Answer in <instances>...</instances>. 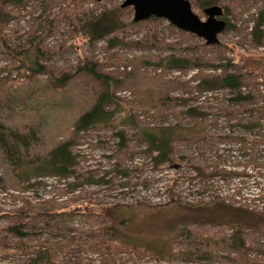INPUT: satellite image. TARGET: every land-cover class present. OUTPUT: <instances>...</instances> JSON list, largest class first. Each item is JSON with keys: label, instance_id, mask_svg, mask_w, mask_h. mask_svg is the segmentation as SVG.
<instances>
[{"label": "rangeland", "instance_id": "374dc122", "mask_svg": "<svg viewBox=\"0 0 264 264\" xmlns=\"http://www.w3.org/2000/svg\"><path fill=\"white\" fill-rule=\"evenodd\" d=\"M190 1L205 20L202 0ZM224 2L219 5L227 4V18L234 27L219 35V47L164 19L136 22L132 7L123 9L126 23L121 29L89 43L81 30L83 14L96 16L120 8L123 0H25L9 7L12 19L3 30L7 47H0V264H30L35 246L47 240L56 243L67 235L77 238L75 245L56 250L52 263L40 264H264V227L249 232L243 252H233L229 236L234 226L229 218L237 210L222 203L226 199L238 207L249 204L260 216L264 198L248 200L264 188V169L257 173L249 165L245 175L238 160L236 164L224 158L229 145L222 140L217 145L213 141L212 149L183 142L179 145L183 154L197 149L191 160L180 158L179 152L175 162L156 167L135 137L134 126L121 122L132 115L137 116L138 126L190 124L184 104L207 106L211 112L208 106L228 103L230 91L198 88L202 76L220 74L227 66L264 93V41L256 44L251 34L264 0ZM114 37L116 45L109 42ZM34 44L41 48L36 57L45 68L41 73H33L27 62L30 57L23 56ZM173 53L197 60L199 67L166 68L161 61ZM227 60L233 65H226ZM87 62L111 77L118 103L109 108L115 111L111 124L75 134L77 120L104 88L80 69ZM64 75L69 79L60 84ZM121 130L128 139L123 150L116 135ZM66 141H72L78 160L75 178L21 180L18 164L36 162ZM195 164L206 166V178L196 174ZM231 167L240 177L227 180L211 173ZM100 178L104 182L95 183ZM75 180L83 182L76 190L70 185ZM115 204L127 205L118 209L125 218L122 238L139 247H125L106 237L114 223ZM21 220L29 224L28 237L7 230ZM102 235L107 239L105 249L97 247ZM211 240L218 242L211 260L190 258L188 252L210 248Z\"/></svg>", "mask_w": 264, "mask_h": 264}, {"label": "trees", "instance_id": "16d2710c", "mask_svg": "<svg viewBox=\"0 0 264 264\" xmlns=\"http://www.w3.org/2000/svg\"><path fill=\"white\" fill-rule=\"evenodd\" d=\"M224 1L225 0H202L200 6L205 8L216 4H223L225 3ZM24 2L25 0H0V47H3V49L7 47L6 42L3 39L5 38L3 36V30L6 24L12 19L9 7L21 5ZM226 5H222L225 6L223 7L224 19L227 22V29H231L234 26L227 18L229 9ZM123 9L124 7L121 6L116 9L102 10V12L96 16L83 14L80 25L84 38L87 39L89 43L93 44L99 40L107 38L109 35L121 29L126 23V21L124 22ZM151 18L149 19L156 20L155 17ZM130 21L131 24L135 23L133 20ZM251 34L253 36V41H255L256 44L261 45L263 43L264 8L257 13ZM111 39L109 42L112 45H116L115 43H117L118 40L115 39V37ZM218 45L219 44H217L216 47H219ZM40 51L41 48L39 46L36 47V44H34L31 49L28 48L23 52L25 59L30 57L27 62L30 63L29 69L33 73H41L45 70L44 66L39 64V61L36 60ZM161 62L166 68L172 69H185L191 65L199 67L197 60L191 59L188 56H180L176 53L163 57ZM226 65L233 64L230 60H227ZM80 69L100 80L104 88L91 109L81 115L77 120L74 131L75 134L100 125L107 126L111 124L115 118V111H110L109 108L115 103H118L117 96L114 91H112L113 85L111 77L98 72L95 64L90 62L85 63ZM256 69H251V71H256ZM68 79L69 77L64 75L58 79V82H60V84H65ZM246 84L247 82L244 80V74L230 71V67L227 66L223 68L220 74L202 76L198 83V88L201 91L207 92L228 90L230 91V98L227 100L228 103L225 102V105L208 106V108L211 109V112L206 110L207 106H188L184 104L186 107V114L192 118L190 124L183 125L176 122L174 124L138 126L137 116L132 115L124 116L121 122L124 126H134V130H136L134 134L135 137H137L138 141L145 147V152L151 157V160L156 167L175 162V160L179 158L178 153L181 152L179 145L183 142L192 143L199 147L207 145L212 149L214 147L213 141L214 144L217 145L218 141L222 140L228 141L226 145H229V149L223 153L225 154L224 158L226 160L232 158L233 160H236V164L238 160L239 165L244 168L243 173L245 175H248L246 168L251 165V168H254L253 170L258 173L260 170L264 169V93L259 90L255 83ZM250 86L252 88H249ZM209 125L214 126V129L213 127H209ZM218 126L220 129H218ZM2 133L4 136L5 134L3 131ZM116 135L119 138V149H125L128 142L126 131H118ZM5 140L6 139L2 138L3 143H5ZM72 146V141H66L54 147L46 156L39 158L36 162L30 161L18 164L16 167L21 169L19 174L21 180L29 182L32 178H41L44 176L75 178L74 174L76 173L75 169L78 160L77 156L72 151ZM232 146H236L237 149L234 150L235 148ZM3 147L6 151L8 150V147ZM207 150L209 149L206 148V151ZM193 153H197L196 148L191 154H183L181 152L180 158L186 157L187 160H191ZM222 157L223 155H221V158ZM205 168L206 166L204 167V165L201 164H195L194 167L196 174H200L202 178L207 177ZM232 168L234 167L228 169L217 168L214 170L215 172L211 173L215 176L221 175L227 180H231V178L236 176L240 177L239 172H235ZM117 172L125 173V175H127L125 170H117ZM87 182L90 183L89 181ZM100 182H104L103 178L95 180V183ZM82 183L83 182L75 180V182L70 185L76 190L83 185ZM258 184L261 183L259 182ZM260 198H264V188H260L257 197L254 196L253 199L248 198L250 199L248 201L260 202ZM177 201L178 200H172L171 203H176ZM222 201V203L228 208L237 210L236 213L230 215L229 218L234 226L233 233L229 236V247L233 252L245 250L250 239L249 232L264 227V203L260 208L262 209V212L259 216L256 211H253L256 208L249 204L240 205L238 207L230 202H226V199H223ZM125 206L127 205L115 204L112 206V219L114 223L111 224L110 228L108 227L109 230L107 228L108 236L106 237H112V239L120 241L125 247H139L136 243L128 241V239L125 240L121 236L120 227L124 225L125 218L120 215L118 209L122 210ZM244 213L248 214L244 215ZM28 225L27 221L21 220L9 225L7 230L17 237L24 238L28 237L31 233L27 228ZM46 227L51 228L52 225L47 223ZM57 228L62 229V226L59 224ZM102 236L98 238L99 243L97 242V247L105 249L104 245L106 244L107 239ZM76 240L77 238L74 236L67 235L56 243L47 240L42 245L35 246L30 264L52 263L56 256V250L68 249L67 247L75 245L74 243ZM208 243L211 244H208V246H210L208 249L202 250L199 248L192 252H188L190 258L196 257L199 260H211L215 254L213 246L218 244V242L211 240V242ZM110 247L111 246L108 245V249ZM192 254L195 256H191Z\"/></svg>", "mask_w": 264, "mask_h": 264}, {"label": "water", "instance_id": "95a60500", "mask_svg": "<svg viewBox=\"0 0 264 264\" xmlns=\"http://www.w3.org/2000/svg\"><path fill=\"white\" fill-rule=\"evenodd\" d=\"M121 6L134 9L136 22L151 17L164 19L176 28L203 39L210 46L220 43L219 35L227 28L223 7L217 4L203 9L207 16L205 20L194 11L190 0H123Z\"/></svg>", "mask_w": 264, "mask_h": 264}]
</instances>
